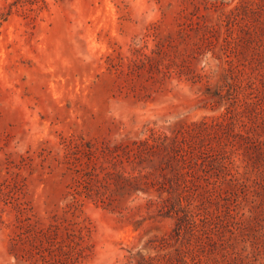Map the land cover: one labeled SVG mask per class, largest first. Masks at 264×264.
<instances>
[{"label": "rangeland", "instance_id": "374dc122", "mask_svg": "<svg viewBox=\"0 0 264 264\" xmlns=\"http://www.w3.org/2000/svg\"><path fill=\"white\" fill-rule=\"evenodd\" d=\"M29 1L0 0V264H264V0Z\"/></svg>", "mask_w": 264, "mask_h": 264}, {"label": "trees", "instance_id": "16d2710c", "mask_svg": "<svg viewBox=\"0 0 264 264\" xmlns=\"http://www.w3.org/2000/svg\"><path fill=\"white\" fill-rule=\"evenodd\" d=\"M30 2V6L25 8V12L29 11V10H35L33 4L34 2L36 3V1H29ZM259 144L261 145H264V140H259L258 141ZM227 168V167H225ZM228 171V172H227ZM227 171L225 172V177L224 179L228 178L227 180H229L232 185L234 187H238V185L240 184L241 182V179H240V176H239V172L237 171V169H235V171H231L229 168H227ZM227 175H229V177H227ZM89 179H77V182L78 184H82L83 182L85 183L86 185V182L88 181ZM103 180V182L105 183L106 186H110V184H115V185H119V186H123L125 188V186L127 185H130L131 184V179H101L100 182ZM78 188H74V190L76 191ZM135 189H138V187H135ZM133 189V190H135ZM132 190V191H133ZM145 190V189H143ZM72 196L74 197V192L72 193ZM103 194V193H101ZM72 203H74V201H72L70 204L72 205ZM235 218V221L234 222H238V218L236 219V216H234ZM137 254H140V251L136 252V253H133L132 255H130L129 257V260H128V263L129 264H135L134 262V258L136 257ZM182 261L183 263L182 264H191L187 261L186 258H184V254H182ZM159 257L160 256H145L143 254V264H162L159 260ZM194 264V263H193Z\"/></svg>", "mask_w": 264, "mask_h": 264}]
</instances>
